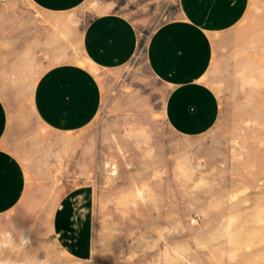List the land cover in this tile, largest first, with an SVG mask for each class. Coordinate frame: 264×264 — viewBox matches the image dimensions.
I'll return each instance as SVG.
<instances>
[{
  "label": "rangeland",
  "instance_id": "rangeland-1",
  "mask_svg": "<svg viewBox=\"0 0 264 264\" xmlns=\"http://www.w3.org/2000/svg\"><path fill=\"white\" fill-rule=\"evenodd\" d=\"M178 1L87 0L46 14L30 0H0V95L19 120L10 148L30 184L0 215V264H264V0H250L221 37L212 86L222 111L194 139L167 124V88L146 62L152 33L178 18ZM108 12L138 27V55L96 71L104 99L92 125L53 132L34 113L35 85L51 66L83 62L81 30ZM72 188L88 193L87 260L61 250L51 234L56 203Z\"/></svg>",
  "mask_w": 264,
  "mask_h": 264
},
{
  "label": "crops",
  "instance_id": "crops-1",
  "mask_svg": "<svg viewBox=\"0 0 264 264\" xmlns=\"http://www.w3.org/2000/svg\"><path fill=\"white\" fill-rule=\"evenodd\" d=\"M46 14H64L87 0H30ZM179 16L160 25L151 35L146 62L166 88L164 117L187 138L210 132L221 114L212 86V69L221 37L248 13L250 0H179ZM138 27L127 16L108 12L90 18L80 33L83 62H64L39 77L33 110L47 129L75 133L88 128L102 109L104 90L96 71L116 70L138 55ZM19 120L0 95V215L16 208L28 191V172L10 148ZM72 188L56 203L51 218L54 243L75 259L93 253V225L88 193Z\"/></svg>",
  "mask_w": 264,
  "mask_h": 264
},
{
  "label": "bare ground",
  "instance_id": "bare-ground-1",
  "mask_svg": "<svg viewBox=\"0 0 264 264\" xmlns=\"http://www.w3.org/2000/svg\"><path fill=\"white\" fill-rule=\"evenodd\" d=\"M30 241V230L25 233L23 236V243L27 244ZM42 263H45V260L42 259Z\"/></svg>",
  "mask_w": 264,
  "mask_h": 264
},
{
  "label": "clouds",
  "instance_id": "clouds-1",
  "mask_svg": "<svg viewBox=\"0 0 264 264\" xmlns=\"http://www.w3.org/2000/svg\"><path fill=\"white\" fill-rule=\"evenodd\" d=\"M137 195L140 196L141 198H143V193L142 192H138Z\"/></svg>",
  "mask_w": 264,
  "mask_h": 264
}]
</instances>
